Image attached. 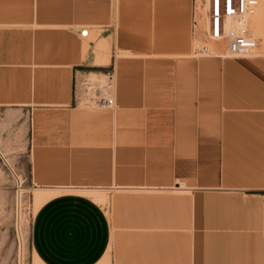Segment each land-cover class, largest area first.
Instances as JSON below:
<instances>
[{"label": "crops", "instance_id": "obj_1", "mask_svg": "<svg viewBox=\"0 0 264 264\" xmlns=\"http://www.w3.org/2000/svg\"><path fill=\"white\" fill-rule=\"evenodd\" d=\"M195 12L0 0V142L27 152L30 186L59 191L30 228L42 263L264 264V54L193 58ZM112 65L113 85L84 91Z\"/></svg>", "mask_w": 264, "mask_h": 264}, {"label": "rangeland", "instance_id": "obj_2", "mask_svg": "<svg viewBox=\"0 0 264 264\" xmlns=\"http://www.w3.org/2000/svg\"><path fill=\"white\" fill-rule=\"evenodd\" d=\"M263 5H264V0ZM205 4L208 5L207 0H198V6L205 9ZM206 12L208 6H206ZM209 11V10H208ZM258 14V12L256 13ZM254 20V19H253ZM248 36L254 38L255 47H253L254 53L252 56H257L259 54H264V27L260 30L255 31L253 29L247 31ZM86 40L94 38L93 33L89 36L84 37ZM213 41L210 36L209 26L204 28L202 40L194 38V52L192 54L193 58H200L201 56H207L206 52H199L198 50L203 47L209 48V42ZM199 43V44H198ZM199 45V47H198ZM258 45L262 48H257ZM228 42L226 41L225 47L223 49L224 54L227 50ZM119 58L129 59L130 55L127 53H119ZM251 57V56H247ZM120 69V67H119ZM122 72H130V67L123 66ZM106 73L109 75L102 76L104 79L101 81L90 82L83 86L84 91H86L90 96L97 97V92L99 88L107 85H113L110 83L109 77L112 78L114 75V65L106 68ZM110 93V92H109ZM107 98L113 99V108L115 105L114 97H109L107 93ZM103 106L102 104H100ZM10 120L7 119L6 115H1L0 113V127L6 128ZM2 123V124H1ZM0 150L5 155L6 159L9 161L11 166L24 177L27 178V174L24 170H21V166L28 165L27 152L19 147H7L3 146L0 142ZM23 154V155H22ZM21 155V156H20ZM20 157V161L19 160ZM88 196L98 195L101 197H108L106 194L94 190V191H79ZM40 193L49 194L50 196L42 201L36 200V195ZM59 193V191L43 190L33 186H30L28 181L24 186V191L20 195V205L18 203V195L14 188V178L10 174L8 168L0 161V264H44L37 257V255L32 250V245L30 241V228L32 224L33 217L40 207V205L52 197L53 195ZM103 205L109 212V206H105L98 199H94ZM19 219V220H18ZM99 264H112L109 257L101 261Z\"/></svg>", "mask_w": 264, "mask_h": 264}, {"label": "built area", "instance_id": "obj_3", "mask_svg": "<svg viewBox=\"0 0 264 264\" xmlns=\"http://www.w3.org/2000/svg\"><path fill=\"white\" fill-rule=\"evenodd\" d=\"M195 7L198 0H194ZM260 0H209V18H210V36L215 40H226L228 42L227 50L224 56L228 57H247L254 53L253 47L255 42L247 32L238 33L234 29L227 28V20L229 18H240L245 15H254L257 12ZM80 34L86 37V29L80 31ZM199 47V45H198ZM199 52L213 54L208 47H203ZM100 104L103 106L113 105V99L102 98ZM0 161L8 168L10 174L14 178V188L18 196L24 191L27 178L18 173L6 159L0 150Z\"/></svg>", "mask_w": 264, "mask_h": 264}, {"label": "bare ground", "instance_id": "obj_4", "mask_svg": "<svg viewBox=\"0 0 264 264\" xmlns=\"http://www.w3.org/2000/svg\"><path fill=\"white\" fill-rule=\"evenodd\" d=\"M208 5L205 4V9L206 6H208V10H209V0H207ZM201 8L200 6L196 7V12H195V38L202 40L203 38V31L204 28L208 27L210 28V18H209V11ZM253 15H245L243 17L240 18H229L227 20V28L228 29H234L236 30L238 33H244L249 31V24L251 22V18ZM84 30V29H82ZM81 30V31H82ZM87 34H88V30L86 29ZM213 39V38H211ZM254 39V38H251ZM199 44V43H198ZM226 44V40L222 39V40H215L213 39V41L209 42V48L210 51L213 54H222L223 53V49L225 47ZM222 51H221V50ZM221 51V53H220ZM18 203L20 205V196L18 197ZM19 220V219H18Z\"/></svg>", "mask_w": 264, "mask_h": 264}]
</instances>
